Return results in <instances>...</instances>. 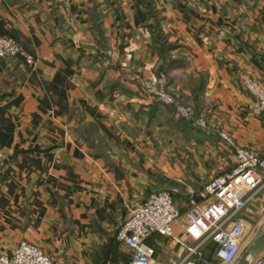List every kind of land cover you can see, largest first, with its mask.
<instances>
[{"label": "crops", "instance_id": "1", "mask_svg": "<svg viewBox=\"0 0 264 264\" xmlns=\"http://www.w3.org/2000/svg\"><path fill=\"white\" fill-rule=\"evenodd\" d=\"M0 34L32 58H0L1 248L23 238L51 264H127L115 231L160 188L179 209L172 235L191 243L192 192L230 168L234 146L264 155V112L238 77L264 88V0H0ZM154 75L210 130L153 101L141 81ZM245 196L242 246L264 225V176ZM145 243L150 264L185 254L171 236Z\"/></svg>", "mask_w": 264, "mask_h": 264}, {"label": "built area", "instance_id": "2", "mask_svg": "<svg viewBox=\"0 0 264 264\" xmlns=\"http://www.w3.org/2000/svg\"><path fill=\"white\" fill-rule=\"evenodd\" d=\"M17 54L27 63L32 61L14 37L0 34V58ZM238 77L245 90L254 97L253 112H264L263 86L246 72H240ZM141 86L153 101L169 106L178 117L210 130L206 119L167 88L161 76L147 77L141 81ZM216 132L232 144L226 132L221 129ZM3 156L0 146V161ZM263 176L264 155L255 148L234 146L230 168L205 180L192 192L184 210L183 231L191 243L172 235L171 222L179 215L171 196L172 189L160 188L150 192L128 207L126 218L115 231V238L129 249L127 264H150L153 249L145 243V238L153 232L171 236L185 250L176 264H210L201 248L207 241L212 246V257L223 264L233 262L242 247L246 227L245 220L237 212L245 204V191L259 187ZM0 264H51V259L37 244L21 238L11 250L0 247ZM249 264H264V257H254Z\"/></svg>", "mask_w": 264, "mask_h": 264}, {"label": "water", "instance_id": "3", "mask_svg": "<svg viewBox=\"0 0 264 264\" xmlns=\"http://www.w3.org/2000/svg\"><path fill=\"white\" fill-rule=\"evenodd\" d=\"M263 244L264 225L254 232L252 239L248 244L242 246L236 264H249L252 257L258 253Z\"/></svg>", "mask_w": 264, "mask_h": 264}, {"label": "trees", "instance_id": "4", "mask_svg": "<svg viewBox=\"0 0 264 264\" xmlns=\"http://www.w3.org/2000/svg\"><path fill=\"white\" fill-rule=\"evenodd\" d=\"M203 246H205V247H208L209 249H211L212 248V246H211V243L210 242H205L204 243V245Z\"/></svg>", "mask_w": 264, "mask_h": 264}, {"label": "rangeland", "instance_id": "5", "mask_svg": "<svg viewBox=\"0 0 264 264\" xmlns=\"http://www.w3.org/2000/svg\"><path fill=\"white\" fill-rule=\"evenodd\" d=\"M182 99V98H181ZM183 101V100H182ZM184 102V101H183ZM185 103V102H184ZM187 104V103H186ZM189 105V104H188Z\"/></svg>", "mask_w": 264, "mask_h": 264}]
</instances>
